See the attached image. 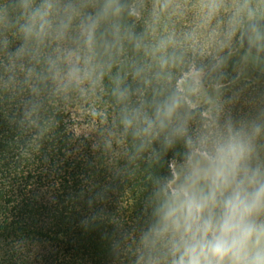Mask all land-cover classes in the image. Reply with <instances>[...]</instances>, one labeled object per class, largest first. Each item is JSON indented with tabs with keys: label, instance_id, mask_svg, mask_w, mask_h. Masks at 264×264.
I'll list each match as a JSON object with an SVG mask.
<instances>
[{
	"label": "clouds",
	"instance_id": "1",
	"mask_svg": "<svg viewBox=\"0 0 264 264\" xmlns=\"http://www.w3.org/2000/svg\"><path fill=\"white\" fill-rule=\"evenodd\" d=\"M9 36L2 76L89 101L147 177L116 264H264V0H0Z\"/></svg>",
	"mask_w": 264,
	"mask_h": 264
},
{
	"label": "trees",
	"instance_id": "2",
	"mask_svg": "<svg viewBox=\"0 0 264 264\" xmlns=\"http://www.w3.org/2000/svg\"><path fill=\"white\" fill-rule=\"evenodd\" d=\"M102 119L89 101L0 78V264H116L115 234L139 214L147 177L111 168Z\"/></svg>",
	"mask_w": 264,
	"mask_h": 264
}]
</instances>
